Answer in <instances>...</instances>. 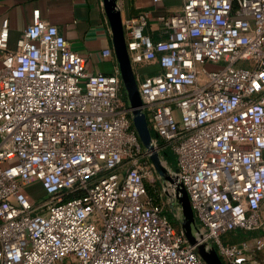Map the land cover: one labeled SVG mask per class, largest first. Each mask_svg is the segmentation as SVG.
Masks as SVG:
<instances>
[{
  "label": "built area",
  "instance_id": "1",
  "mask_svg": "<svg viewBox=\"0 0 264 264\" xmlns=\"http://www.w3.org/2000/svg\"><path fill=\"white\" fill-rule=\"evenodd\" d=\"M161 18L160 40L146 31L145 12L123 27L132 66L161 65L134 73L142 112L165 146L141 141L119 67L88 72L59 27L38 16L10 49L3 20L0 264H209L166 213L175 201L182 222L180 186L199 243L224 264H247L248 252L264 249V235L222 240L264 224V0H183ZM165 147L177 168L162 159ZM148 176L158 180L152 192ZM37 181L41 200L27 190Z\"/></svg>",
  "mask_w": 264,
  "mask_h": 264
},
{
  "label": "crops",
  "instance_id": "2",
  "mask_svg": "<svg viewBox=\"0 0 264 264\" xmlns=\"http://www.w3.org/2000/svg\"><path fill=\"white\" fill-rule=\"evenodd\" d=\"M182 5L183 0H117L123 18L146 13V31L155 40L166 37V26L161 17L181 11ZM37 16L59 27L71 46L84 57L88 72L112 74L120 68L116 53L103 55L104 49H114L112 26L104 0H0V29L3 20L9 18L10 49L17 47L18 39ZM2 56L0 51V67ZM141 64L142 76L161 71L157 60H147ZM261 214L264 222V201ZM224 235H227L229 242L241 238L240 230H232ZM263 250L248 252L247 264H264Z\"/></svg>",
  "mask_w": 264,
  "mask_h": 264
},
{
  "label": "water",
  "instance_id": "3",
  "mask_svg": "<svg viewBox=\"0 0 264 264\" xmlns=\"http://www.w3.org/2000/svg\"><path fill=\"white\" fill-rule=\"evenodd\" d=\"M104 3L112 26L114 49L119 60L121 75L130 103L133 122L141 138V141L145 146H149L152 141V131L145 113L142 112L141 106L143 101L141 99L138 83L127 50L122 13L117 7V0H104ZM151 158L158 172L161 174H166L167 168L162 163L159 152L153 153ZM179 190L182 193L179 195V201L183 206L184 214L182 226L185 229L189 241L192 244H197L199 253L209 264H224L214 247L208 248L206 243H199L194 232V229L197 228V222L190 196L185 187L180 186Z\"/></svg>",
  "mask_w": 264,
  "mask_h": 264
},
{
  "label": "rangeland",
  "instance_id": "4",
  "mask_svg": "<svg viewBox=\"0 0 264 264\" xmlns=\"http://www.w3.org/2000/svg\"><path fill=\"white\" fill-rule=\"evenodd\" d=\"M209 65H211V67H216V65L213 66V64H209ZM141 66H142L141 63H137V64L134 63L133 64L134 71L136 73L141 74L142 73V67ZM123 96H124V99L126 100V103L128 104V107H130V103H129V100L127 99V97H126V92H125V88L124 87H123ZM150 128H152V127L150 126ZM153 131H155V130L153 129ZM152 139H155V140L157 139L159 146H165L164 140H162L159 136H157V132L152 134ZM160 154L163 155V150L160 151ZM162 159L164 160V162H166V160L164 159V157H162ZM166 163L168 164V162H166ZM168 166H170V165L168 164ZM154 174H155V176H157L156 173H154ZM152 178H153V176H151V177L148 176L146 178V182H147L148 187H149V189H150L151 192L154 189L158 188V183H157L158 180L155 183L154 181L151 180ZM154 183L156 184L155 187L153 185ZM27 190H28V193L32 197H34L35 199H37V200H41V199H44L45 198V192L43 190V187L40 184V182H38V181L32 183L31 185H29ZM176 205H177V203L175 201H171L170 204L168 203L166 205V213L169 215V217H170L171 221L173 222L174 226L176 228H179L182 225L181 223L183 222V219H182V222L177 219V215L179 216L181 214L177 213ZM183 216H181V218ZM196 222H197V220H196ZM194 231H195V229H194ZM252 233H253V235H264V230L263 229H260L258 231L252 232ZM246 234H248V233H246ZM226 237H227V235H223L222 236V240L224 242H229V241L226 240L227 239ZM228 240H230V239H228ZM59 264H73V263L71 262V259L69 257H67L66 260L63 263L62 262H59Z\"/></svg>",
  "mask_w": 264,
  "mask_h": 264
},
{
  "label": "trees",
  "instance_id": "5",
  "mask_svg": "<svg viewBox=\"0 0 264 264\" xmlns=\"http://www.w3.org/2000/svg\"><path fill=\"white\" fill-rule=\"evenodd\" d=\"M151 131H152V134L156 133V131H153L152 128H151ZM163 154H164L163 155L164 159L167 160L168 164L174 169L177 168L176 156L169 147L163 148ZM240 232H241V236H242L240 239L253 236L252 232H244L242 230H240ZM246 233H248V234H246Z\"/></svg>",
  "mask_w": 264,
  "mask_h": 264
},
{
  "label": "flooded vegetation",
  "instance_id": "6",
  "mask_svg": "<svg viewBox=\"0 0 264 264\" xmlns=\"http://www.w3.org/2000/svg\"><path fill=\"white\" fill-rule=\"evenodd\" d=\"M126 97H127V94H126ZM127 99H128V97H127Z\"/></svg>",
  "mask_w": 264,
  "mask_h": 264
}]
</instances>
